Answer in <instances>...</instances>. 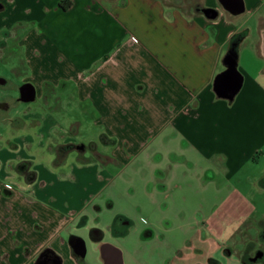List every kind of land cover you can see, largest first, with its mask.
<instances>
[{"label": "crops", "instance_id": "0c3cea01", "mask_svg": "<svg viewBox=\"0 0 264 264\" xmlns=\"http://www.w3.org/2000/svg\"><path fill=\"white\" fill-rule=\"evenodd\" d=\"M0 52L9 59L0 62V125L10 133L0 143V264H142L132 231L142 232L137 243L155 242L161 223L185 229L180 246L164 231L170 258L158 260L154 245L156 264L182 248L179 264H221L229 244L235 252L260 233L240 175L264 158V0H0ZM54 90L62 136L86 147L67 171L63 149L57 169H35L22 133L32 125L18 122ZM69 99L76 112L66 117ZM132 162L142 171L138 207L163 213L140 228L129 215L105 216L93 168ZM261 171L251 188L264 190Z\"/></svg>", "mask_w": 264, "mask_h": 264}, {"label": "rangeland", "instance_id": "374dc122", "mask_svg": "<svg viewBox=\"0 0 264 264\" xmlns=\"http://www.w3.org/2000/svg\"><path fill=\"white\" fill-rule=\"evenodd\" d=\"M178 3L184 6H191L195 7L198 4L199 0H177ZM0 62H3L5 60H9L6 58V54H3V52H0ZM4 69L1 67L0 72L2 73ZM14 81L17 83L18 80L14 79ZM58 93L54 90V93H51L49 95V98L46 101L38 99L35 102L30 103V105H27L28 109L25 113H21L18 116L20 117L18 119V122H25L26 124H29V127L32 125V132L26 133L22 132L24 135L28 134V137L33 140L32 144L28 146L26 149V155L29 160L32 161L35 169H39L40 167H45L48 170L52 169L51 166L61 167L62 170H66L71 164H74L76 166L81 165L83 162L76 158V152L74 150H71L68 153V156H64L63 160H61V164L59 163L58 166L53 161L55 160V149L56 146L60 143H69L74 141V138L69 135L62 136L63 132L60 131V127L57 122V114H56V106H57V97ZM75 104V100L69 99L66 100V111L65 116L68 117L72 115V113L76 112V108L73 106ZM18 109H25L26 105L24 103H19L15 105ZM52 107H55L54 113L55 114H49L45 115L44 112L46 110H50ZM50 113V112H49ZM60 114V113H59ZM83 116V115H82ZM85 119L87 120V113L85 114ZM45 118L47 120L45 121ZM42 124H46V130L43 131H37L38 127L41 128ZM91 134L94 136L96 134V131L94 130H88L84 128L82 130V133ZM8 135H10L9 130L7 129V126L1 124L0 125V143L3 142L6 138H8ZM41 141V145H38ZM77 140H75V143ZM54 156V157H53ZM42 165V166H41ZM146 171L149 170V167H146L145 164H143ZM264 167V158L260 160L258 165L254 166L253 169H247V171L242 172L240 175L242 179V186L240 190L242 192L246 193V197L248 198L249 202L253 205V210L251 212V215L249 217V220L252 222H256L258 220H263V222L260 223L262 232L264 231V190L257 189V188H251L250 184L252 182L256 181L258 177H261L262 171L261 169ZM95 174L98 175V178L96 179V187L99 188L101 191V201L100 205L109 211H104V214L106 217L112 214L113 217L116 216H122V215H129L133 222L135 223V226L140 228L142 224V218L148 219L153 221V219H159V217L163 216V213L155 212L153 210H150L151 207H147L148 209H143L141 207H138V200L142 198L140 196L141 194H138L137 191H141L142 183L140 180L141 177V164L137 162H132L129 164H123L120 163H113L109 164L108 167H104L102 164H95ZM249 168V167H246ZM67 171V170H66ZM11 181H14L17 183L19 178L16 175H13V177L10 179ZM235 181V179H234ZM233 181V182H234ZM193 199H195V196H192ZM219 197V196H217ZM210 202L212 203L214 200V196L209 195ZM111 206V207H110ZM110 207V208H109ZM212 207V204L210 205ZM152 211V212H150ZM175 213V212H171ZM198 213V212H197ZM172 216V215H171ZM160 225V231H161V237L158 235L156 237L155 242L152 241H146L145 243H137L134 240H136L137 236H139L142 232L134 233L132 231L131 238L132 242L130 243V247L138 249L139 252H141V257L143 258L144 262L142 264H156L157 260L156 257L153 258L152 248H154V245L158 246V251L156 252L157 259L159 260V257L161 258V261H165V258L167 255L165 254V250L167 249V244L163 242V234L166 229H173V233H176L177 237V243L171 244V245H178L180 246V237L179 233L184 231L185 227H169L166 223H161ZM253 237V236H252ZM223 241L225 243L232 242V237L226 235L223 238ZM232 244V243H231ZM229 244V249L231 250L230 256L227 255V253L221 252L219 255V258H216L221 262V264H236L234 257V250H232V245ZM133 245V246H132ZM192 245V244H191ZM227 247V245H226ZM186 251H189L187 248L185 249H179L177 250V255L175 254V258H179V253H186ZM170 258V257H167ZM174 259H171V264H179L178 261ZM215 259V260H216ZM187 260L191 261L190 258H187ZM189 263V262H187Z\"/></svg>", "mask_w": 264, "mask_h": 264}, {"label": "flooded vegetation", "instance_id": "af4514ba", "mask_svg": "<svg viewBox=\"0 0 264 264\" xmlns=\"http://www.w3.org/2000/svg\"><path fill=\"white\" fill-rule=\"evenodd\" d=\"M197 7V5H196ZM4 80L0 78V84H3ZM4 85V84H3ZM25 96L26 93H24ZM28 94V93H27ZM8 104L5 101H0V109H7ZM62 149L64 151L76 150L78 152H84L86 147L83 144H69L60 145L56 147L54 156H60ZM27 160V159H26ZM29 165L28 161H22L17 165L19 170H23ZM234 257L236 258V264H264V231L260 226V233L252 238L250 241L244 244H237Z\"/></svg>", "mask_w": 264, "mask_h": 264}, {"label": "water", "instance_id": "95a60500", "mask_svg": "<svg viewBox=\"0 0 264 264\" xmlns=\"http://www.w3.org/2000/svg\"><path fill=\"white\" fill-rule=\"evenodd\" d=\"M205 12H206V13H211V12H213V9H207V10H205ZM228 57H229V58H228V60H227V67H228L229 69H232V70L235 71V70H236V61H235V57H234V55H232V53H230V54L228 55ZM221 75H222V74H220V75H218V76L216 77V81H215V84H216V85H217V83H218V81H219ZM239 86H240V83H239L238 85H236V87L232 90V92H230L229 94L226 95L227 98H232V97L234 96V94L236 93V91L238 90ZM26 93H29V90H26ZM216 93H217L218 95H222L221 92H220L219 90H216Z\"/></svg>", "mask_w": 264, "mask_h": 264}, {"label": "trees", "instance_id": "16d2710c", "mask_svg": "<svg viewBox=\"0 0 264 264\" xmlns=\"http://www.w3.org/2000/svg\"><path fill=\"white\" fill-rule=\"evenodd\" d=\"M68 6H69V2L64 1V2L62 3V7H63V8H66V7H68Z\"/></svg>", "mask_w": 264, "mask_h": 264}]
</instances>
